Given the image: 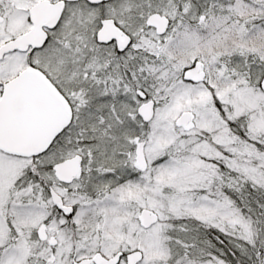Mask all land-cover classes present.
<instances>
[{
	"label": "snow or ice",
	"instance_id": "obj_1",
	"mask_svg": "<svg viewBox=\"0 0 264 264\" xmlns=\"http://www.w3.org/2000/svg\"><path fill=\"white\" fill-rule=\"evenodd\" d=\"M0 264H264V0H0Z\"/></svg>",
	"mask_w": 264,
	"mask_h": 264
}]
</instances>
